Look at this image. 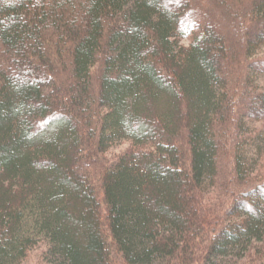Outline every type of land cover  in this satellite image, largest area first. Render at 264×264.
<instances>
[{
	"label": "trees",
	"instance_id": "trees-1",
	"mask_svg": "<svg viewBox=\"0 0 264 264\" xmlns=\"http://www.w3.org/2000/svg\"><path fill=\"white\" fill-rule=\"evenodd\" d=\"M262 46L264 0H0V264H264Z\"/></svg>",
	"mask_w": 264,
	"mask_h": 264
},
{
	"label": "rangeland",
	"instance_id": "rangeland-1",
	"mask_svg": "<svg viewBox=\"0 0 264 264\" xmlns=\"http://www.w3.org/2000/svg\"><path fill=\"white\" fill-rule=\"evenodd\" d=\"M182 44H187L188 40L184 39L181 41ZM264 53V46H262L261 48L257 49V53L256 55L262 54ZM256 86L258 88H264V77L261 76H257L256 77ZM254 126H259V123H255ZM128 145V143L123 142L118 144L117 146H115L114 148H112L109 151V157H113L114 155H118L119 152H121L122 150H124ZM116 259H114V263H116ZM23 264H47L44 262V257H43V247L42 246H37L34 249H32L28 256L26 257L25 261L23 262Z\"/></svg>",
	"mask_w": 264,
	"mask_h": 264
}]
</instances>
